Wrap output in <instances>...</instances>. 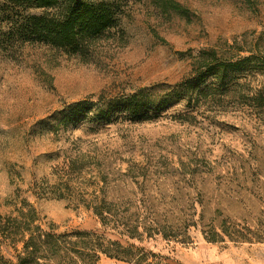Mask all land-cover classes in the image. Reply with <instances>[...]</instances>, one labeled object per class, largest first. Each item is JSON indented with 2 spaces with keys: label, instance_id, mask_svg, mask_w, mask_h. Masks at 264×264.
<instances>
[{
  "label": "rangeland",
  "instance_id": "1",
  "mask_svg": "<svg viewBox=\"0 0 264 264\" xmlns=\"http://www.w3.org/2000/svg\"><path fill=\"white\" fill-rule=\"evenodd\" d=\"M174 1L180 9L120 1L117 24L85 58L0 39V216L30 210L41 228L132 246L119 250L130 259L97 252L93 264H264V0ZM233 62L222 82L191 85ZM141 88L151 101L177 97L143 121L111 107ZM99 99L110 121L67 117L71 104ZM82 155L73 195L49 193ZM99 174L108 224L77 200ZM0 240L15 264L22 243Z\"/></svg>",
  "mask_w": 264,
  "mask_h": 264
},
{
  "label": "trees",
  "instance_id": "2",
  "mask_svg": "<svg viewBox=\"0 0 264 264\" xmlns=\"http://www.w3.org/2000/svg\"><path fill=\"white\" fill-rule=\"evenodd\" d=\"M120 1L122 0H0V21L5 23L4 29H0V39L8 42L12 39L39 41L85 58L95 38L117 24L118 17L122 13ZM151 1L162 10H178L181 7L174 0ZM29 9H38L40 12L27 13ZM220 66V70L216 72L212 71L213 68L197 72L191 85L198 89L208 76H214L216 82H222L226 77L227 67H230V71L238 70L237 62L220 64ZM144 92L145 88H141L120 97L111 107L115 112L125 111L130 120L143 121L151 118L148 113L153 106L156 105L158 110L177 97L167 93L151 101ZM92 111H95L96 117L104 122L112 119L111 112L103 104L102 99L96 102L82 100L71 104L67 117L71 121H77L80 115ZM81 157L72 160L70 168L61 172L56 182L48 185L49 193L55 197L73 195L75 188L71 184L69 173L81 171L85 163L82 159L88 160L84 155ZM107 176L100 174L92 176L91 180L95 188L91 193H84L86 198H82L83 195L77 196V200L92 209L102 224H108L113 218L108 205L110 203L104 196V188L108 184ZM98 180L103 182L99 188ZM105 212L108 216L104 215ZM34 221V214L30 210L27 212L19 210L18 217L0 216V238L9 239L13 243L17 241L22 243L15 264H93L98 259L97 252L110 257L130 259V254L124 255V252L119 250L121 248L130 250L132 246L123 247L115 240H108L105 246L100 241L101 237L93 232H56L53 226L44 229L40 225H35ZM209 239L215 240V238ZM0 264H10L1 253Z\"/></svg>",
  "mask_w": 264,
  "mask_h": 264
}]
</instances>
